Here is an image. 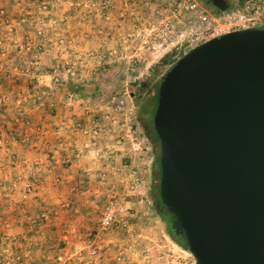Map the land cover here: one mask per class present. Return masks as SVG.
I'll list each match as a JSON object with an SVG mask.
<instances>
[{"label":"water","instance_id":"95a60500","mask_svg":"<svg viewBox=\"0 0 264 264\" xmlns=\"http://www.w3.org/2000/svg\"><path fill=\"white\" fill-rule=\"evenodd\" d=\"M151 122L157 194L192 264H264V26L216 34L175 58Z\"/></svg>","mask_w":264,"mask_h":264},{"label":"crops","instance_id":"0c3cea01","mask_svg":"<svg viewBox=\"0 0 264 264\" xmlns=\"http://www.w3.org/2000/svg\"><path fill=\"white\" fill-rule=\"evenodd\" d=\"M56 3L50 1L46 12L32 7L26 13L23 6L29 4L27 0H0L5 17L14 24L10 39L4 38L6 67L0 78V94L8 96L0 102V264H86L87 260L73 253V245L85 241L75 238L79 225L84 226L79 221L88 219L94 200L91 195L97 188L92 187L93 176L112 171L99 156H112L118 148L115 134L100 133L93 140L83 129L73 127L72 118L88 128L87 106L82 108L83 98L64 86L56 91L55 108L44 113L40 106L43 98L30 92L32 74L20 69L25 60L18 48L34 36V26L41 23L43 18L38 19L44 13L58 19ZM21 15L24 21H19ZM55 54L53 47L37 57V64L30 62L34 72L51 65ZM25 118L32 125L52 130L63 124L64 129L38 137L26 126ZM95 141L97 152L93 151ZM88 142L92 146L87 147Z\"/></svg>","mask_w":264,"mask_h":264},{"label":"built area","instance_id":"2783aa9c","mask_svg":"<svg viewBox=\"0 0 264 264\" xmlns=\"http://www.w3.org/2000/svg\"><path fill=\"white\" fill-rule=\"evenodd\" d=\"M26 1V0H23ZM23 6L26 13L30 8L45 11L52 0H27ZM66 2L67 54L61 58V67H50L47 73H36L30 62L49 44L48 25L43 21L34 26V36L25 40L18 51L24 55L21 71L32 74L35 85H42L48 78L54 84L58 78L53 76L59 71L67 73V78L77 80L80 77L109 75L132 81L147 74L153 62L170 55V64L194 43L216 34L248 26H264V0H237L224 10L208 9L201 0H63ZM32 4V5H31ZM64 13V12H63ZM0 8V25L4 37H0V78L5 66L3 56L7 47L4 38L14 30V24L5 17ZM45 21H49L46 13ZM42 19V18H41ZM25 17L20 16L19 21ZM40 20V19H38ZM2 21V22H1ZM68 32V30H67ZM194 41L192 42V40ZM15 42V38L12 39ZM117 92V91H115ZM126 92V89H122ZM8 99L0 94V102ZM52 105V100H48ZM104 117L112 124L118 123L116 113H126V106L118 94H111L105 102L97 106ZM130 120V118H124ZM24 123H29L25 118ZM73 127L82 128L79 120L73 119ZM38 130V127H35ZM100 132L103 128L98 129ZM47 130L45 129L44 132ZM127 214V206L122 200L110 198L94 217L92 242L112 224ZM42 215V214H41ZM124 223V221H122ZM88 232L87 235H90ZM85 240L84 245H73L76 257L96 261L97 253L92 242ZM120 254L115 259H120Z\"/></svg>","mask_w":264,"mask_h":264},{"label":"rangeland","instance_id":"374dc122","mask_svg":"<svg viewBox=\"0 0 264 264\" xmlns=\"http://www.w3.org/2000/svg\"><path fill=\"white\" fill-rule=\"evenodd\" d=\"M52 1L57 2L56 4L59 5L58 11L60 15L56 21L52 20V18H49V21H45V18L40 16L43 18L42 21L46 26L48 25L49 27L47 35L49 39L47 42L49 44L40 55L50 51L54 47L56 50L54 57L56 59L45 70L38 73L49 72L50 67L53 65L60 68L61 58L64 54H67V34L71 32V29L67 28V16L63 17L64 14L67 15L66 2L63 0ZM227 1L228 6H230L234 0ZM205 6L208 9L214 10V8L206 4ZM8 39H10L9 36ZM3 62L6 67L4 59ZM168 66L159 65L158 61L151 64V67L160 75ZM2 76H4V73ZM53 76L58 78V81L54 84L51 83V78H48L42 85H35L34 78L32 80L33 85L30 92L43 98L40 106L44 109V113H50L55 108L58 102L55 99L57 96L56 91L68 79L67 73L62 71L54 73ZM149 77L151 76H141L134 78L132 81H125L124 78L120 77L99 75L92 77L83 76L75 80V82H90L96 84L98 87L96 94L81 96L83 98L82 104L84 103L82 108L85 105L87 106L84 109L87 110L86 115L89 117L88 128L82 126L81 129L87 132L92 139L94 138L93 140L100 133L109 132L115 134L116 140L114 144L118 145V148L115 149L116 152L112 156H99V160L104 159L107 165L112 166V171H104L101 177L100 175L97 177L93 176L94 185L92 184V187L97 188L92 193L93 195H91L94 200L90 211L86 214L88 219L85 220L84 218V221H79V223L83 222L84 226L79 225L80 228L77 230L79 234L75 238L79 240H92L95 227L93 219L103 204L110 198L122 200L127 206V214L94 239L92 245L95 247L97 259L96 261H92L85 257L84 259L87 260L86 264H192L193 262L191 253L177 244L178 238L170 237L165 232L160 219L150 205L149 193L157 191L155 180L159 177V167L157 168L154 163L155 155L159 153V141L152 137L149 126V118L150 120L152 119L155 104L156 85L152 89L147 103L143 105L131 95L130 91L140 79L148 80ZM159 77V75L154 77V84L158 82ZM124 88L126 92H122ZM111 94L120 95L126 106L131 105V110L125 114L121 112L116 113L118 118L116 125H112L104 117L102 109L97 107L99 103L105 102ZM48 100H52L51 106L48 105ZM86 100L89 101L86 102ZM119 115L122 117L121 120L119 119ZM124 116L125 118H130V120L123 119ZM140 120L143 121L144 129ZM26 126L31 127L38 137L45 136L51 132L57 133L64 129L63 124H59L51 130L46 126L32 125L30 120ZM35 127L39 129L36 130ZM100 128H103V131L96 132ZM45 129L47 130L46 132H44ZM96 143V141L95 144L93 143L94 152L98 150ZM89 146L92 145L88 142L87 147ZM151 177L154 179V182H151ZM25 187L29 189L30 184H26ZM88 191L90 192V188ZM81 229L85 230L82 231ZM87 232H91V234L87 235ZM58 242L60 241L58 240ZM117 253L121 256L118 260L115 259Z\"/></svg>","mask_w":264,"mask_h":264},{"label":"trees","instance_id":"16d2710c","mask_svg":"<svg viewBox=\"0 0 264 264\" xmlns=\"http://www.w3.org/2000/svg\"><path fill=\"white\" fill-rule=\"evenodd\" d=\"M235 2H237V0H235ZM235 2H233V4ZM160 78H161V76L159 77L158 82H159ZM158 82H157V84H158ZM63 86L66 87L67 89H69L70 91L77 93L80 96H86V95L92 96V95L96 94L98 91V87L96 84H92L90 82H75L74 80H71V79H68V81L66 80L65 82H63ZM154 97H155V103H156V91H155ZM154 106H155V104H154ZM153 110H154V108H153ZM149 121H150L149 126H150V129L152 132L151 133L152 137H154L158 140L157 135L153 130V126H152V122H151L150 118H149ZM140 122H141L143 129H144L143 121L140 120ZM158 155H159V153H157L155 155V158H154V163L156 164L157 168H158V165H157L158 164ZM155 181L157 184L158 178H156ZM151 182H154V179L152 177H151ZM149 199H150V205H151L152 209L154 210V212L157 214L158 218L160 219L165 232L170 237H177L178 238L176 241L177 244H179L184 249H187L184 238L180 234H176L174 232L173 228L170 226L171 218H170L169 214L167 213L164 205L161 203L159 196L157 194V191L154 193L150 192L149 193Z\"/></svg>","mask_w":264,"mask_h":264},{"label":"flooded vegetation","instance_id":"af4514ba","mask_svg":"<svg viewBox=\"0 0 264 264\" xmlns=\"http://www.w3.org/2000/svg\"><path fill=\"white\" fill-rule=\"evenodd\" d=\"M204 4L208 5L209 7L211 8H214V5L211 3V0H201ZM161 58H164L165 59V62H161V61H158V64L159 65H166V67L168 65H170V58L171 56L168 55V56H163ZM160 58V59H161ZM167 68H165L163 71H165ZM163 73V72H162ZM156 75H159L161 76L160 74H158L155 69H153L152 67L149 68V70L147 71V74H145L144 76H151L148 78V80H145V79H140L138 82L135 83L134 87L130 90L131 91V95L137 100L140 102V104L142 103L145 104L147 103L148 99H149V96H150V93L152 91V89L155 87V91H156V88H157V83L154 84V77Z\"/></svg>","mask_w":264,"mask_h":264}]
</instances>
